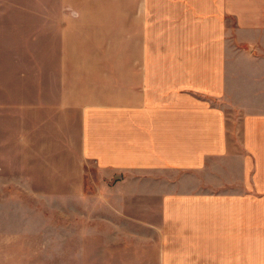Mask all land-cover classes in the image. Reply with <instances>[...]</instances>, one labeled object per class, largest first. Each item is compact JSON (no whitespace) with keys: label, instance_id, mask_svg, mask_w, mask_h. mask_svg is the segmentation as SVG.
<instances>
[{"label":"crops","instance_id":"0c3cea01","mask_svg":"<svg viewBox=\"0 0 264 264\" xmlns=\"http://www.w3.org/2000/svg\"><path fill=\"white\" fill-rule=\"evenodd\" d=\"M51 1L66 26L33 108L75 166L111 174L98 198L122 223L159 225L151 244L103 222L104 263L126 238L160 264H264V0ZM139 198L140 218L118 209Z\"/></svg>","mask_w":264,"mask_h":264},{"label":"rangeland","instance_id":"374dc122","mask_svg":"<svg viewBox=\"0 0 264 264\" xmlns=\"http://www.w3.org/2000/svg\"><path fill=\"white\" fill-rule=\"evenodd\" d=\"M63 12L50 0H0V264H105L111 253L96 244L95 232L105 221L115 224L120 237L145 234L153 244L159 235L158 223L147 228L122 223L113 203L98 198L100 191L111 193L105 184L111 174L75 166L71 152L59 145L66 138L48 123V110L33 108L46 98L48 78L53 79L48 59L59 56ZM229 134L242 141L239 122L230 121ZM84 173L82 192L77 182ZM67 193L75 197L63 196ZM129 203L123 200L118 209L126 204L140 218L132 209L143 207L132 206L142 198ZM138 240L120 239L131 245L116 248L111 263L160 264L159 246L138 256ZM137 258L142 260L134 263Z\"/></svg>","mask_w":264,"mask_h":264}]
</instances>
